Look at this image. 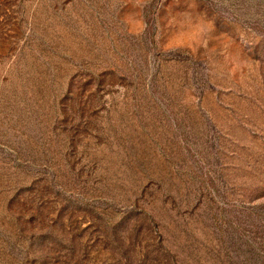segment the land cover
Wrapping results in <instances>:
<instances>
[{"label": "rangeland", "instance_id": "obj_1", "mask_svg": "<svg viewBox=\"0 0 264 264\" xmlns=\"http://www.w3.org/2000/svg\"><path fill=\"white\" fill-rule=\"evenodd\" d=\"M0 264H264V0H0Z\"/></svg>", "mask_w": 264, "mask_h": 264}]
</instances>
